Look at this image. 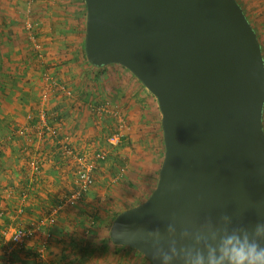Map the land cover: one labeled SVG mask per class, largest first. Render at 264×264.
<instances>
[{"label":"water","instance_id":"1","mask_svg":"<svg viewBox=\"0 0 264 264\" xmlns=\"http://www.w3.org/2000/svg\"><path fill=\"white\" fill-rule=\"evenodd\" d=\"M84 53L152 94L164 154L153 191L112 221V244L189 264L225 233L264 244V58L237 0H84Z\"/></svg>","mask_w":264,"mask_h":264},{"label":"crops","instance_id":"2","mask_svg":"<svg viewBox=\"0 0 264 264\" xmlns=\"http://www.w3.org/2000/svg\"><path fill=\"white\" fill-rule=\"evenodd\" d=\"M4 15V11H0V64L3 63L1 60L5 55L3 22L10 20L8 21L10 27L12 21L10 17ZM52 46L57 48L53 44ZM48 59V63L56 66L50 69V73L73 90L71 99H54L51 96L45 105L47 122L58 129V137L53 138L41 130L40 106L37 108L41 91V74L34 59L25 63L29 73L26 75L29 84L21 87L14 82L13 87L10 86L5 90L8 94L13 92L14 97L11 96L9 99L4 97L0 103L1 264L3 261L5 263L4 250L10 234L15 229H27L45 218L57 202L64 200L62 198L64 194L74 189L75 160L62 152L59 139L65 137L78 153L90 154L98 138L94 134L93 127L99 122L102 124L100 116L105 115L97 113L94 116L93 108H96V103L91 100H99L104 104L102 99L114 93L112 85L107 84L108 81L95 87L91 84L92 74L98 76L117 74L107 70L109 65L93 67L79 55L59 57L53 54ZM14 61L20 65V58ZM12 77L17 80L20 76L12 73ZM117 78L118 75L115 80ZM23 93L29 95L27 101L29 104L21 106L15 96ZM96 96L99 97L95 98ZM130 104L133 107L135 102L132 100ZM32 161L38 165L35 174L30 172ZM89 207H91L90 202H79L75 207L59 212L54 223L40 226L35 237L29 239L22 250L12 254L13 264H96L102 252L106 250L103 247L107 243L106 219H100L94 231L87 230L84 213ZM46 234L50 235V241L45 258L41 259L37 254L38 238ZM107 244L106 255L111 260H117L118 257L126 259L132 257L141 264H146L143 259L141 260L139 252H129L127 249L115 254L112 243Z\"/></svg>","mask_w":264,"mask_h":264},{"label":"rangeland","instance_id":"3","mask_svg":"<svg viewBox=\"0 0 264 264\" xmlns=\"http://www.w3.org/2000/svg\"><path fill=\"white\" fill-rule=\"evenodd\" d=\"M237 2L257 34L264 58V0H237ZM2 10L4 16L10 17L12 21L10 27H8L10 20L4 21L2 28L5 55L1 60L3 63L0 64V103L4 97L5 99L14 97L13 92L12 94L5 92L10 86L13 87L14 82L21 87L29 84L26 77L29 73L25 63L34 59L41 74L38 108L41 106L44 90L43 68L50 72L51 68L56 67L48 63L49 56L54 54L59 57L62 55L75 57L79 55L84 59L86 21L84 0H0V11ZM30 23L33 26L31 29L28 28ZM33 38L42 48L43 63L37 57ZM15 58H20V65L15 63ZM107 70H111L110 73L113 72V74L117 72V74L112 76L92 74L91 78L94 80L91 79V84L95 87L108 81L107 84L112 85L113 95H106L102 100L109 110H116L123 117L126 126L124 137L116 146L107 143V137L116 129L117 120L103 113L105 115L100 116L102 124L99 122L93 127L94 134L98 136L96 144L91 148L90 154H81L93 158L98 152H104L105 159L97 164L90 191L82 195L73 206L69 205L60 211L73 208L79 202H90L91 207L87 208L84 213L87 221L86 229L94 231L98 220L106 219L105 237L114 213L117 214L142 203L151 194L158 179V171L164 154V145L161 142V115L155 97L124 67L109 65ZM12 73L18 74L21 78L12 79L14 78ZM117 75L118 78L115 80ZM69 90L73 93L72 88ZM17 94L15 97L21 106L29 104L28 94L27 96L24 93L20 96ZM51 96L54 99H71L73 94L71 97L57 93ZM132 100L135 102L133 107L130 104ZM92 101L96 103V108L102 104L99 100L92 99ZM96 108H93L94 116L97 114ZM262 123L264 125V109ZM75 188L74 184V189L65 193L62 198L65 199L72 194ZM102 253L96 264H141L136 258L118 257L117 260H111L106 255L107 251ZM139 256L146 264H151L142 254Z\"/></svg>","mask_w":264,"mask_h":264},{"label":"built area","instance_id":"4","mask_svg":"<svg viewBox=\"0 0 264 264\" xmlns=\"http://www.w3.org/2000/svg\"><path fill=\"white\" fill-rule=\"evenodd\" d=\"M33 26L32 24H28V28L31 29ZM34 42L35 50L38 53L37 57L43 63L44 56L43 51L39 43H37L34 38L32 39ZM42 80L44 82V90L43 96L41 100V106L39 108V118L41 120V130L45 131L52 137H58V129L55 126L50 125L47 122V111H46V102L50 98L52 94H62L66 97H71L72 92L69 88L58 79H56L51 73L47 70H43L42 72ZM97 113L100 114H108L111 117L117 120L116 129L112 131L109 136L107 137V143L111 146L118 145L122 138L124 137V132L126 129L125 122L123 117L119 114L116 110H109L107 105L101 104V106L97 107ZM60 147L62 152L65 155H69L74 158L75 165H76V180L75 185L76 188L68 197H66L62 202H59L56 206L52 207L47 216L41 219L37 223L35 222L27 229H15L9 237L7 245L4 250V260L5 264H13L12 261V254L14 252L20 251L23 249L25 243L35 237L36 231L45 223H54L56 220V216L58 213L65 207L69 205H73L77 200L81 198L82 195L86 194L90 191L91 187L93 186V173L97 168V164L105 159L104 152H98L93 158H89L87 155L78 153L73 146L69 143L67 138H61ZM38 170V165L36 162H30V172L35 174ZM38 248L37 254L38 257L41 259L45 258V254L48 248V243L50 241V235L46 234L43 237L38 238Z\"/></svg>","mask_w":264,"mask_h":264},{"label":"clouds","instance_id":"5","mask_svg":"<svg viewBox=\"0 0 264 264\" xmlns=\"http://www.w3.org/2000/svg\"><path fill=\"white\" fill-rule=\"evenodd\" d=\"M248 235H220L216 245L194 255L189 264H264V244L250 241Z\"/></svg>","mask_w":264,"mask_h":264},{"label":"trees","instance_id":"6","mask_svg":"<svg viewBox=\"0 0 264 264\" xmlns=\"http://www.w3.org/2000/svg\"><path fill=\"white\" fill-rule=\"evenodd\" d=\"M83 57L85 58V53H84V49H83ZM86 59V58H85ZM94 67V66H93ZM262 126H263V129H264V125H263V123H262ZM161 142H162V145H163V141H162V139H161ZM120 213V212H119ZM119 213H117V214H119ZM117 214L116 213H114L113 214V218H112V220H111V223H112V221L114 220V218L117 216ZM99 221V220H98ZM111 223L109 224V226L107 227V232H108V234H107V237L105 238V241L107 242V243H111V241H110V238H109V228H110V225H111ZM107 243H105V245H103V247H104V250L105 251H107V246H108V244ZM113 245V247H114V252L113 253H115V254H117L118 252H120V250H127L128 249V251L130 252V251H133V252H137L136 250H134L133 248H131V247H129V246H118V245H114V244H112ZM103 249V248H102ZM151 263V262H150Z\"/></svg>","mask_w":264,"mask_h":264}]
</instances>
